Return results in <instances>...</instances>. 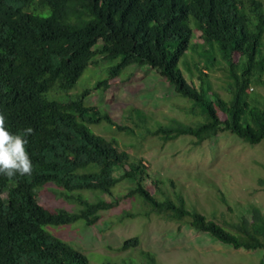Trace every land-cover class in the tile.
<instances>
[{
    "label": "trees",
    "instance_id": "obj_1",
    "mask_svg": "<svg viewBox=\"0 0 264 264\" xmlns=\"http://www.w3.org/2000/svg\"><path fill=\"white\" fill-rule=\"evenodd\" d=\"M97 58L107 64L106 78L94 86L101 96L112 79L134 68L157 72L187 103L180 107L186 117L167 123L133 108L141 136L165 142L189 137L198 146L229 132L249 144L264 142V99L251 91L264 89V0H0V113L12 133L34 129L26 145L31 174L0 175V264H91L46 228L95 226L103 212L132 198L143 205L141 214L186 223L235 249L261 250L264 264L260 207L250 206L234 222L209 219L180 193H164L145 160L95 133L91 125L114 121L88 105L90 89L71 91ZM219 64L228 74L229 98L213 89L211 73ZM122 183L129 187L117 197ZM50 184L79 209L44 205ZM83 191L98 196L91 201ZM140 245L135 237L120 250ZM141 256L108 264H159L152 252L141 250Z\"/></svg>",
    "mask_w": 264,
    "mask_h": 264
},
{
    "label": "rangeland",
    "instance_id": "obj_2",
    "mask_svg": "<svg viewBox=\"0 0 264 264\" xmlns=\"http://www.w3.org/2000/svg\"><path fill=\"white\" fill-rule=\"evenodd\" d=\"M106 67V62L97 58L96 64L71 91V94H79L90 89L88 105L107 111L114 121L115 124L103 120L91 125L97 135L116 141L133 158L145 160L151 176L160 181L164 193L172 196L180 193L190 208L209 219L221 224L234 222L252 205L264 212V142L249 144L229 132H221L198 146L189 137L165 142L157 136L145 133L141 136L135 126L133 108L142 109L154 121L167 123L173 117L185 118L180 107L187 103L157 72L143 74L134 68H129L125 76L112 79L110 88L101 96L94 86L99 79L106 78ZM227 75L223 64L217 65L211 73L213 89L225 98L230 97L226 91ZM251 91L264 99L263 88ZM119 126L136 129V134ZM128 187L127 183L120 184L114 190L115 195H126ZM149 189L156 191L152 184ZM58 192L54 184L48 185L41 198L44 205L71 212L79 209ZM82 194L91 201L98 196L90 191ZM105 197L110 199L109 195ZM143 211V205L132 198L103 212L95 226L87 227L78 222L46 229L79 249L91 264L121 263L125 258L142 260L141 250L155 254L159 264H261V250L235 249L186 223L169 222L156 214L146 216L141 214ZM126 212L134 216L124 218ZM135 237L141 241L139 248L120 250L125 240Z\"/></svg>",
    "mask_w": 264,
    "mask_h": 264
},
{
    "label": "clouds",
    "instance_id": "obj_3",
    "mask_svg": "<svg viewBox=\"0 0 264 264\" xmlns=\"http://www.w3.org/2000/svg\"><path fill=\"white\" fill-rule=\"evenodd\" d=\"M32 127L12 133L6 126V116L0 113V175L7 178L30 175L33 163L26 145L28 137L33 135Z\"/></svg>",
    "mask_w": 264,
    "mask_h": 264
}]
</instances>
